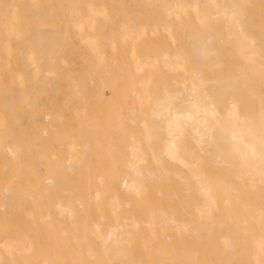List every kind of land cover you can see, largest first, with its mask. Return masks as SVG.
<instances>
[{"label": "bare ground", "instance_id": "bare-ground-1", "mask_svg": "<svg viewBox=\"0 0 264 264\" xmlns=\"http://www.w3.org/2000/svg\"><path fill=\"white\" fill-rule=\"evenodd\" d=\"M0 264H264V0H0Z\"/></svg>", "mask_w": 264, "mask_h": 264}]
</instances>
